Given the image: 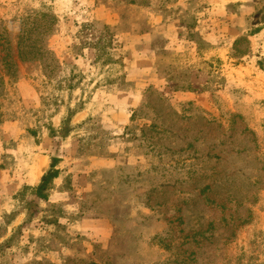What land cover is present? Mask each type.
<instances>
[{
  "label": "rangeland",
  "instance_id": "374dc122",
  "mask_svg": "<svg viewBox=\"0 0 264 264\" xmlns=\"http://www.w3.org/2000/svg\"><path fill=\"white\" fill-rule=\"evenodd\" d=\"M0 264H264V0H0Z\"/></svg>",
  "mask_w": 264,
  "mask_h": 264
},
{
  "label": "trees",
  "instance_id": "16d2710c",
  "mask_svg": "<svg viewBox=\"0 0 264 264\" xmlns=\"http://www.w3.org/2000/svg\"><path fill=\"white\" fill-rule=\"evenodd\" d=\"M54 172H50V174H48V176H43L42 177V184L40 187H38L37 191H41V189L44 187V185L46 184V182L48 181L49 178H55L56 176H54Z\"/></svg>",
  "mask_w": 264,
  "mask_h": 264
},
{
  "label": "crops",
  "instance_id": "0c3cea01",
  "mask_svg": "<svg viewBox=\"0 0 264 264\" xmlns=\"http://www.w3.org/2000/svg\"><path fill=\"white\" fill-rule=\"evenodd\" d=\"M41 174H42V173H41ZM41 174H40V175H41ZM40 175H39V176H37V178H39V177H40Z\"/></svg>",
  "mask_w": 264,
  "mask_h": 264
}]
</instances>
